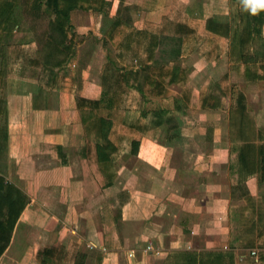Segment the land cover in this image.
I'll return each instance as SVG.
<instances>
[{
	"label": "crops",
	"instance_id": "crops-1",
	"mask_svg": "<svg viewBox=\"0 0 264 264\" xmlns=\"http://www.w3.org/2000/svg\"><path fill=\"white\" fill-rule=\"evenodd\" d=\"M107 1L119 4L117 10L126 22L133 20L132 7L120 9L121 4L130 3ZM192 3L173 0L171 10L192 12ZM73 12L74 56L55 68L19 65L30 76L21 70V76L6 80L0 131V244L5 247L0 264H178L180 253L193 256L194 264L209 263L207 254H222L221 264H264V207L262 211L256 207L257 199L264 202V176L259 170L250 175L238 170L239 148L245 138L239 132V115L232 110L237 89L230 87L229 77H225L227 89L208 90L207 85L198 97L196 85H192L196 70L183 67L178 72L182 78L174 83L188 89L174 96L172 111L179 117L188 110L202 112L203 130L199 123L192 126L199 131L196 147L175 140L181 132L178 116L175 127L167 130L176 136H166L165 142L158 143L141 139L144 135L149 138L160 124L143 127L110 119L108 145L100 139L94 120L83 122L86 110L77 107L79 99L99 100L100 90L97 97L81 94L85 86L94 88L99 81L97 73L86 77L93 67L84 64L85 57L76 49L84 36ZM88 12L94 11L84 13ZM176 27L173 35L183 45L188 43L186 39L194 32L181 23ZM87 30L96 37L93 29ZM118 31L114 33L117 42L111 43L120 50L127 44L119 39L127 40L128 34ZM206 33L213 40L231 34ZM138 34H142L140 50L145 54L143 48L152 36L145 31ZM213 42V51L203 54L209 63L221 59L224 52L223 45ZM71 68L76 69V79L68 80L72 85L68 89L73 91L61 93L62 75ZM244 77L249 86L260 90L264 67ZM212 89L220 96L221 106L201 107V99ZM238 91L244 94L249 119L242 121L244 133L249 132L256 147L264 145V96L255 90ZM221 110H227L222 121L208 119ZM102 148L108 152L106 158L100 156ZM149 149L157 153L148 155ZM240 201H248L257 216L243 215L249 207L248 203L247 208L239 207ZM238 213L242 215L238 217Z\"/></svg>",
	"mask_w": 264,
	"mask_h": 264
},
{
	"label": "rangeland",
	"instance_id": "rangeland-1",
	"mask_svg": "<svg viewBox=\"0 0 264 264\" xmlns=\"http://www.w3.org/2000/svg\"><path fill=\"white\" fill-rule=\"evenodd\" d=\"M13 1V13L15 17L19 20V27L12 30L11 35L6 36L4 41L9 42V46L6 48V55L2 57V53L0 52V65L2 69V73H0V102L3 103L6 97L7 86L6 80L11 77H19L21 76L20 71H24L25 76H30V73L27 68L24 70L22 63L23 55L25 54H33L32 51L36 49V43L33 38L32 33L28 30L27 25L23 22V18L20 14L19 8V0ZM112 1V0H111ZM121 3H130L131 5L126 6L121 4L122 10L124 7H132L134 12H131V18L129 22H126L124 19V14L122 11H118V5L116 6V2L114 4H110L104 12H73V20L76 23H80L83 32L80 31V35L84 36V42L79 45L78 53L82 54L85 57L84 64L87 62L92 64L93 69L87 70L86 77H96L93 73H97L99 84L95 83L93 88L92 85L85 86L84 89H81V94L86 97H90L92 95H97L100 90V108L96 113H100V115L105 116L108 120L114 119L118 120V122H123L124 119L130 124H138L143 127H151L154 121H159L160 126L157 129H154L150 134L149 138L146 135L143 136V142L151 143V142H165V137L169 132L167 130H171V125L177 124V116L178 113L173 112L174 109V96L178 97L182 94L188 86L176 85L174 83V75L177 74L183 67L191 68L189 72L196 73L192 77V85L195 88V93L199 97V92L201 90L204 91L205 87L208 85V90L217 87L216 89H227L230 84V87H236L238 91L240 89L244 90H255V92L264 96V85H262L260 90L256 89L253 86H249L245 82L244 77V64L237 59V56L231 53L232 47V39L231 35L242 28L243 18L241 7L234 2L233 0H191L193 1L194 6L192 5V12L187 9H174L171 10L173 0H120ZM153 2V3H152ZM192 3V4H193ZM80 15H77V14ZM209 18L215 19L217 21H224L231 27V34L228 37L222 36L224 39L214 38L207 39V29L205 24ZM115 20L120 21L119 27L116 28L114 33L121 29L123 33L128 34L127 40L125 38L119 39L122 45V48L114 49L111 41L108 37H105L106 30L110 29V27L115 23ZM183 24L185 29L192 30L194 32L193 36H189L186 40L188 43L182 44L181 46V55L175 60L172 61L164 68L167 71H170L173 74L172 79L169 80L166 78L165 81L161 82L165 86V90L162 95H154V93L149 92L147 87V76L151 74H155V67L150 66V68L144 67L147 64H140L142 59H146L141 48V35L138 34V31H145L149 35L152 36V40H160L165 37H172V39L167 38L164 39V44L159 47L155 46L153 59L156 61H162L161 57V48L170 49L171 46H174V38L173 34L177 33L178 24ZM187 27H186V26ZM183 28V29H184ZM87 29H93L96 37H99V40L96 41V37H94L90 30L88 32ZM87 30V31H84ZM138 34V35H137ZM147 35V34H146ZM262 35L260 38H257L255 41H252L247 47L246 50L250 55L257 57V64L251 63L250 67V75H254V72L259 71V67L264 65V30L262 31ZM139 39V40H138ZM83 40V39H82ZM141 40V41H140ZM216 41L218 44L224 46V52L221 54V59H214L211 63L206 61L203 57L204 52L213 51L214 43ZM131 42V43H130ZM212 42V44H211ZM143 47V45H142ZM193 48V50H192ZM14 49V50H13ZM144 49V48H143ZM12 50L17 52L18 59L14 60V56ZM2 51V49H1ZM5 52V49H4ZM216 51L214 50V53ZM237 52V50L235 51ZM25 53V54H24ZM120 60H119V58ZM108 59L115 61L118 68L125 72L126 82L128 86H130V91L128 95V101L125 105L119 107L118 110H111L108 108L109 104L106 99L102 97L106 95V89L102 84V69L104 65L108 62ZM118 59V61H117ZM120 61V62H119ZM71 65V64H70ZM99 68V71L96 72L94 68ZM75 68H71L70 72H67L65 75V79L60 82L62 84L61 93L67 89V92H72L70 86L69 79H76ZM175 73V74H174ZM100 74V76L98 75ZM186 75V74H185ZM38 77V76H37ZM229 77L230 83L228 84L227 79ZM64 78V77H63ZM62 78V79H63ZM101 83V84H100ZM264 84V81L262 82ZM68 85V86H65ZM95 89V92L93 89ZM233 89V88H232ZM79 90V89H78ZM77 90V91H78ZM75 94H78V92ZM249 92V91H248ZM185 93V92H184ZM228 100V99H227ZM225 100V104H228V101ZM6 101V100H5ZM2 106V105H1ZM127 106V108H126ZM253 107L250 104V108ZM228 108V106L226 107ZM252 109V108H251ZM227 110H221L219 115L209 116L208 119L212 118L214 121L217 119L219 122L223 120ZM224 114V116H223ZM89 117L86 114H82V116ZM83 116V117H84ZM202 112H197L195 110H188L186 116H178L179 129H181L180 136L177 140L182 144H187V146L196 147V142L199 141L197 134L199 131H195L194 125L204 119L201 117ZM206 117V116H204ZM159 119V120H158ZM221 119V120H220ZM209 122V120H208ZM0 125L3 126V119L0 118ZM203 130L204 125L200 124ZM169 127V128H168ZM199 129V130H201ZM152 130V129H151ZM183 132V134H181ZM196 132V133H195ZM198 135V136H196ZM152 138V139H150ZM195 139V143L193 141ZM218 139V138H217ZM125 143V141H124ZM128 143V141H127ZM128 145V144H127ZM149 147V144L146 145V148ZM160 150H158L159 152ZM198 152V151H196ZM146 153L149 155L150 153L156 154L153 149L146 150ZM256 201V200H255ZM243 203V204H242ZM250 206V203L247 201H240L239 207L247 208ZM257 210H263L264 202L262 200L257 199ZM245 205V206H244ZM254 211H256L254 209ZM264 211V210H263ZM246 216L255 217L256 213L252 212L251 208L245 209L244 214ZM242 213H238V217H240ZM252 261H249L247 264H251Z\"/></svg>",
	"mask_w": 264,
	"mask_h": 264
},
{
	"label": "trees",
	"instance_id": "trees-1",
	"mask_svg": "<svg viewBox=\"0 0 264 264\" xmlns=\"http://www.w3.org/2000/svg\"><path fill=\"white\" fill-rule=\"evenodd\" d=\"M239 5V0H233ZM109 6L107 0H19V10L23 18V22L26 23L28 30L32 33L36 43V49L32 51L33 54L23 55L22 63L24 65H46L52 68L61 66L69 58L74 56V44L76 43V33L74 32L73 25L71 24L70 15L72 11H96L104 12ZM240 6V5H239ZM127 9V7H125ZM242 11V10H241ZM242 28L235 31L232 36L231 53L237 56V59L244 64V75H250L249 64L258 61L257 57H254L248 53L246 47L256 37H261L262 27L264 25V11L260 12L257 16L253 17L247 12L242 11ZM119 22L116 21L108 30L107 37L113 43L117 42V37L114 35ZM19 27V20L13 13V1L12 0H0V52L2 57L6 55V48L9 46V42L4 41L6 36L11 35L12 30ZM206 29L215 34H226L231 32V27L227 23L217 21L209 18L206 22ZM120 32V31H116ZM172 39V37L165 36L159 40L151 41L149 38L148 46L144 48L146 59L140 61V64H147L144 67H155L156 73L147 76V87L149 92L154 95H162L165 86L161 83L167 79L171 80L173 74L170 71L164 69L170 62L175 61L181 54L182 40L180 37L174 38V46L170 49L161 48L162 61H156L153 59L154 51L152 46L159 47L164 44V39ZM153 44V45H152ZM2 49V51H1ZM5 49V52H4ZM14 50V49H13ZM14 60L18 59L17 52L13 51ZM237 50V52H235ZM7 56V55H6ZM264 59V56L262 57ZM261 67H264L263 65ZM0 73H2L0 65ZM175 74V73H174ZM175 81L178 82L181 79L180 74L174 75ZM126 73L121 71L116 65L115 61L108 59V62L102 69V84L106 89V95L102 98L108 101V108L111 110H118L119 107L125 105L126 97L129 95L130 86L126 82ZM204 96L200 101V106L204 108H218L221 106V99L218 94L212 89ZM101 100H86L79 99L77 101V107L82 110H86L89 117L82 119L84 123L94 120V125L97 127L100 139L106 142L108 145L111 143L108 139V134L112 126L110 119L105 116L96 113L100 108ZM0 102V118L2 117ZM178 106V105H177ZM177 108L180 109L178 106ZM233 112L239 115V123L241 126L240 133L244 134V143L239 148L238 165L239 172L244 171L247 175L253 174L256 171H260L264 176V145H254L252 139H250L249 132H246L242 127L243 119L249 121L246 113L245 97L241 91H237L234 99ZM159 121H154V124H160ZM176 123L170 127H175ZM2 126L0 125V131ZM4 127V126H3ZM176 135L171 132L167 134L169 139L174 138ZM4 140L6 135L4 134ZM2 149L0 141V150ZM112 149V148H111ZM103 157L108 156L103 148L101 151ZM107 155V156H106ZM108 159L103 161L106 163ZM7 240L4 239L3 242ZM5 245L0 244V252ZM207 254L211 261L207 264H221L222 254ZM194 257L188 253H180L178 257V264H194ZM201 264V263H200Z\"/></svg>",
	"mask_w": 264,
	"mask_h": 264
},
{
	"label": "clouds",
	"instance_id": "clouds-1",
	"mask_svg": "<svg viewBox=\"0 0 264 264\" xmlns=\"http://www.w3.org/2000/svg\"><path fill=\"white\" fill-rule=\"evenodd\" d=\"M241 10L255 17L264 11V0H239Z\"/></svg>",
	"mask_w": 264,
	"mask_h": 264
},
{
	"label": "built area",
	"instance_id": "built-area-1",
	"mask_svg": "<svg viewBox=\"0 0 264 264\" xmlns=\"http://www.w3.org/2000/svg\"><path fill=\"white\" fill-rule=\"evenodd\" d=\"M255 253H256L255 250L254 251H251V255H255Z\"/></svg>",
	"mask_w": 264,
	"mask_h": 264
}]
</instances>
